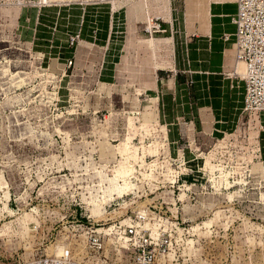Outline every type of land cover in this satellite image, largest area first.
<instances>
[{
  "label": "rangeland",
  "instance_id": "1",
  "mask_svg": "<svg viewBox=\"0 0 264 264\" xmlns=\"http://www.w3.org/2000/svg\"><path fill=\"white\" fill-rule=\"evenodd\" d=\"M187 1L0 0V261L131 264L155 228L180 263L192 239V263L264 264L245 241L264 240V111L243 109L224 36L207 69L185 38L234 0Z\"/></svg>",
  "mask_w": 264,
  "mask_h": 264
},
{
  "label": "built area",
  "instance_id": "2",
  "mask_svg": "<svg viewBox=\"0 0 264 264\" xmlns=\"http://www.w3.org/2000/svg\"><path fill=\"white\" fill-rule=\"evenodd\" d=\"M235 26V60L243 65V109L248 112L264 111V0H236V12L232 18ZM161 31L160 24L154 28ZM91 231L85 236L87 246L98 251L103 246L100 233ZM126 231V230H125ZM124 231V234H125ZM130 232V231H129ZM131 241L128 238L127 242ZM177 238L171 233L161 231L155 236H138L135 243L131 242V264H187L192 263L194 248H187L185 257L172 256L168 251L177 244ZM187 245V243L185 242ZM189 252V253H188ZM198 264H205L197 258ZM196 261V259H195ZM0 264H77L71 251L59 257L39 256L30 260L3 262Z\"/></svg>",
  "mask_w": 264,
  "mask_h": 264
},
{
  "label": "crops",
  "instance_id": "3",
  "mask_svg": "<svg viewBox=\"0 0 264 264\" xmlns=\"http://www.w3.org/2000/svg\"><path fill=\"white\" fill-rule=\"evenodd\" d=\"M213 0H207L205 3L208 4L209 9H210V4L212 3ZM189 3V4H188ZM192 4L189 0L187 1L188 8ZM196 4V3H194ZM189 9H187V14H189ZM191 11V10H190ZM231 13L229 15H224V13ZM233 12V13H232ZM236 12V0L234 2L230 1L226 3L225 5H217L214 9V15L212 17V25H210L209 19H210V13L207 21V26L204 27L202 26L200 29H197L198 32H187L185 31V38L187 36H197V41L199 43V54L205 58L206 64H204L203 69H207L209 65V60H211L213 50L215 49L214 44L217 42L216 40H220L223 36L225 37L224 40L220 41L222 45V62H223V67H226V72L227 74L233 73V63L235 60V38L233 36V39L231 38V35H234L233 32H235V26L231 22V18ZM197 15L200 16L199 13ZM186 16V14H185ZM187 21V18H186ZM190 22L188 23L187 21V27L188 31ZM196 30V29H195ZM211 33V34H210ZM201 36L205 37L208 39V42L206 39H203ZM208 47V48H207ZM189 54V53H188ZM211 64V61H210ZM190 72H197L193 69L189 70ZM225 71V69H224ZM214 72V71H212ZM205 73H210V70L205 71ZM233 78V76H231ZM243 93H244V88H243ZM243 101V98H242Z\"/></svg>",
  "mask_w": 264,
  "mask_h": 264
},
{
  "label": "bare ground",
  "instance_id": "4",
  "mask_svg": "<svg viewBox=\"0 0 264 264\" xmlns=\"http://www.w3.org/2000/svg\"><path fill=\"white\" fill-rule=\"evenodd\" d=\"M51 1V0H50ZM54 1H57V0H54ZM169 1V0H168ZM207 1V0H206ZM227 1V0H226ZM47 3V2H46ZM169 3V2H168ZM220 3H223V0H213L212 1V3L210 4V7L212 8V5H214V4H220ZM189 4V3H188ZM191 4V3H190ZM189 13L191 12L190 10L188 11ZM211 12H212V10H211ZM210 12V15L212 16V13ZM215 14V13H214ZM171 15V14H170ZM233 18V17H232ZM231 21H232V19H231ZM233 23V22H232ZM156 26H157V24H156ZM155 26V27H156ZM154 31H156V30H154ZM211 34V33H210ZM232 37V39H233V36L234 35H231ZM235 40V39H234ZM233 73H232V76H234V75H239L241 78H242V76H243V73H244V69H243V65L241 64V63H239V62H234V65H233ZM206 158H208L209 159V157H206ZM206 160V159H205ZM205 166H207V165H205ZM208 169L210 170V171H212L211 170V168H209L208 167ZM140 214H144V211H140ZM120 223H129V220H128V222H124V220H122ZM210 223V221H204L203 222V224L204 225H208ZM130 225V224H129ZM199 224H196V225H193L192 226V228H191V230H197L198 228H199ZM246 227V226H245ZM249 227H251V226H249ZM257 227V226H256ZM257 229H259L260 231H261V229H260V227H257ZM95 232H97V233H100L101 235H102V237H103V232H99V231H95ZM156 230H155V228H152V231H151V234L153 235V236H155L156 235ZM120 240L119 241H122V244L124 245V247L126 246V241L128 240L127 239V237H125V236H120V237H118ZM255 237L254 236H252V233L251 234H248V235H246V238H245V241H247L248 243H250V244H253V243H257V244H263L264 243V240H262L261 239V237H258V240H255ZM192 242H193V240L192 239H188L187 241H186V243H187V248H189L191 251H192V246H191V244H192ZM58 248H60V249H62V251H63V248L62 247H58ZM59 249V250H60ZM59 250H57L58 252H59V254H61V252L59 251ZM189 253V252H188ZM55 257H59V256H55Z\"/></svg>",
  "mask_w": 264,
  "mask_h": 264
}]
</instances>
